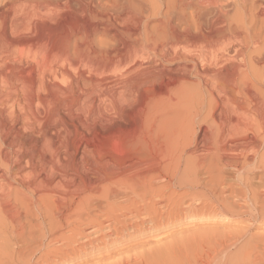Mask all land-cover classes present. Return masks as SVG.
Wrapping results in <instances>:
<instances>
[{"label":"bare ground","instance_id":"1","mask_svg":"<svg viewBox=\"0 0 264 264\" xmlns=\"http://www.w3.org/2000/svg\"><path fill=\"white\" fill-rule=\"evenodd\" d=\"M101 26L106 30L111 27L115 31L121 29L120 32L122 30L129 32L130 37L125 35L127 33L124 31V35L130 39V41L126 39L128 50L122 49L121 45L118 46L119 50H126V53L123 52L126 54V56L123 55V59L118 56V53L116 56L120 60L118 61V58L115 57L116 61L113 62V56L116 54L115 49L112 50V52L115 51L111 57L112 61L106 59L108 62H102L101 65L96 61V65L93 63L92 67H88L90 70L93 68L96 73L98 71L105 73L113 68L116 72V69L120 68L126 59L131 58L132 61V58L135 57L149 58H146L148 62L142 68L152 70H148L149 74L142 69L141 71L146 73L145 76L151 74L150 78L148 76L145 80H142V77L137 79V73L134 79L135 73L130 71L133 74L128 73L133 76L130 79L127 77L129 80L122 76L121 80L120 70L117 71L118 73L116 72L117 74L113 70L115 75H118L117 78L120 79L116 78V81H119L114 84V87L118 88L112 89V92L110 90V96L106 95L113 108L112 112H118L115 114L116 116L119 115L123 107L125 108V102L128 103L126 108H129L139 99L136 104L139 105L140 102H143V107L140 110L143 114L142 120H138L140 124L135 125L137 130L132 129L135 128L133 126L136 122L132 125L130 132L136 130L135 133L133 132L134 135L127 136L128 139L125 137V140H122L121 136L122 143L118 141V144L116 139L111 140V137L115 138V135H119L117 133L121 131L118 130L115 132L116 134H112L113 136L108 135L110 143L107 135L103 137V139L107 138V146L102 147L103 144L99 146L94 143L99 146H97L99 150L96 151H99L98 158L95 159L94 149L87 142L88 136L86 138L83 136L86 142L81 145H78L81 141L79 143L77 141V146H72L73 150L67 146L69 145L67 139L69 135L71 136L72 130L65 129L62 133L61 137H67L65 140L60 139L58 134H56L57 137L54 136L55 130L51 132V135H48L45 133V126L42 129L44 133L40 130L41 124L44 123V121L41 122L43 119L39 123L40 127H36L40 128L39 130L43 134L37 136L38 138L32 137L34 143H30L29 139L32 140V138L27 139V137L32 135L28 134L27 136L20 130L25 121L31 120L27 116L29 114L26 110L28 106L23 105V110L27 111V114L24 111L27 120L24 119L22 125L21 120L19 122L21 127L19 126L18 129L14 128L7 119L13 112L12 107V112L10 110L7 117V114H0V264H84L94 256L99 247L110 245L117 238H123L126 236L128 228L141 226L140 215L144 211L150 210L149 208H155L159 202L163 207L170 208L177 213L182 208V204H191L194 197L197 199V196L206 201L207 207H215L219 212L225 210L228 204L235 206L233 201L228 202V198H240L242 204L239 207L242 212L250 213L252 210L254 211L252 213L256 214L260 208L264 207L262 206L264 194L261 191L264 189V90H262L264 88V0H0V35L3 37L0 41V49H5L8 53L13 51V54L14 51H18L20 56L28 57L32 62L28 66L29 63L27 64L26 60V69L23 68V65L14 67V63L12 68L8 67L7 63L10 62L7 60V63L4 62L7 64V68H0V81L6 82L10 87H13L10 85L13 81H17L22 87L26 86L30 89L29 92L44 90L43 92L46 93L45 90L57 86V82H61V84L63 82L64 86H66L65 83L68 86L63 87V84L59 83V87H53L52 90L59 88L62 98L65 95H67L65 97L74 96L70 99L72 102H79L81 99L78 95H82L84 91L78 95L76 92L80 93L82 86L84 87L81 90L89 88L87 91L90 92L91 88H97L102 83V78L103 81L110 79L112 83L116 82L112 81L113 78L110 76L113 74L111 73L106 75L110 78L105 79L102 77L104 73H101L100 78H102L100 79L97 78L100 73L96 74L95 72L93 76L97 75L96 79L94 80L95 77L90 75L93 78L84 79L82 86L80 83L72 82L73 72L78 71H75L74 68L77 69L78 63H80L77 60L80 59L79 61L84 62L81 58H83L86 48L93 49L90 46L94 40L91 41L95 35L93 32L100 29ZM106 30L104 32L101 30V32L105 33ZM23 31L34 32L39 36L36 39L32 34V38H26L28 36L25 33L26 37L22 38L19 35L20 38L15 39L18 37L16 32L19 34ZM12 32H15L14 39L9 37V35L13 36ZM48 32H52L57 38V40L54 39L56 43L58 41L53 45L54 47L58 46L55 50H47L51 46L48 44L54 43L52 40L54 35L52 36ZM47 33L52 36V41L50 40L48 43ZM44 35H46V39ZM119 38L121 39V37ZM117 44L115 45L117 46ZM107 49L110 50V48ZM93 51L91 52L94 53ZM107 52L105 51V53ZM103 53L102 56H104ZM13 54L11 52L9 56ZM88 54L86 53L85 56ZM94 54L91 59H95ZM102 56L99 55L98 59L100 60ZM109 56L111 55H106L107 58ZM15 57L17 56L15 55ZM2 58L0 57V60ZM21 59L23 61V58ZM91 59L89 58L88 61ZM103 59L105 60V57ZM2 60L1 63L4 61ZM59 61L65 63L66 67L61 64L59 65L61 68H59ZM20 62L18 64H21ZM144 62H142V66ZM174 65L176 66L173 69ZM131 67L133 65L129 67V70ZM127 68L124 72L127 71ZM135 68L139 72L140 67L139 69L134 67V71ZM85 69L84 71H86ZM128 73L123 74L126 77L130 75ZM172 74V77H169L166 82L164 81V88L159 83L160 89L153 87L154 81H161L163 78L166 80L167 77L164 76ZM190 74L195 76L194 82L189 79ZM85 76L86 73L81 77ZM45 78L53 83L48 81L50 84H47ZM38 79L39 81L40 79L46 80V84L39 82ZM97 79H100L98 80L99 85L95 82ZM156 83L155 85H157ZM256 84L262 86L260 87L262 91L258 89L259 87L258 90L255 88ZM108 85H105L106 88H109ZM9 86L5 87L9 88ZM132 86L133 90L129 91L128 88H132ZM103 88L100 87L105 92V87ZM6 89H4L6 96L4 98L11 100V96L16 92L10 95L7 92L9 90ZM127 89L128 93L126 94ZM144 89L147 92L150 91L149 94L139 95L140 91L144 92ZM117 90L119 91L117 92ZM25 93H28V90ZM49 93H42V95H46L48 99L49 95L52 96V92ZM3 94L0 93V100H4L2 99ZM59 94L54 93L53 95L58 97ZM94 95L90 96L85 93L83 100L86 97L87 99L84 101L87 106L91 107L92 104L96 110L99 107L96 105L97 103L95 104L94 98L92 99ZM135 96L142 98H136V101L130 102ZM19 97L21 96L19 95ZM46 97L45 100L42 99L43 102L47 101ZM68 98L58 103L59 106L62 105L61 109H65L67 103L70 105L67 102ZM30 101L28 102L30 103ZM51 101L53 103V100ZM118 102L124 103L120 107ZM29 103L26 105H34L32 102ZM44 103L47 104L48 101ZM136 104L134 106H137ZM3 107L1 106V109ZM7 107L9 106L7 105ZM100 107L102 109V106ZM53 108L57 109L56 106ZM32 109H34L33 106ZM32 109L30 108V111ZM105 109L109 110L110 107ZM80 110L76 109L77 113ZM124 110L120 115L128 111V109ZM140 111L137 112L139 116ZM49 112L46 118L50 117L48 116ZM109 112L111 113V111ZM15 113L17 114V112ZM50 114L52 113L50 112ZM31 115L29 114V116ZM60 115L53 116L54 123L57 122L56 119L60 120L59 122L65 120ZM62 115L64 114L62 113ZM93 115L92 113V120H94ZM110 115L115 116L112 113ZM22 116V119L26 118L24 115ZM16 118L13 116L11 119L14 121L13 119L16 120ZM71 118H73L72 115ZM112 119L115 123L119 121V118ZM45 120L50 121V118ZM88 120V126L91 128L92 120L90 122ZM107 120L106 122L109 121ZM112 121L111 123L114 122ZM80 122H77L79 126L82 125ZM111 123L109 122V125ZM118 123L122 125L124 122H121L120 119ZM31 124L29 121V125ZM28 126L26 124L24 127L28 128ZM92 126L95 127V124ZM116 126L119 127L118 124ZM72 127H76L74 123ZM83 127L80 126V129L86 130V127ZM108 128L112 129L114 125ZM37 129L34 128L38 131ZM80 129L78 131H81ZM121 130L123 131L121 135H123L124 129ZM86 131L88 132V129ZM114 131L112 130V132ZM196 131H200L199 134H196ZM107 132L105 129L104 134H108ZM98 134L94 133L95 136ZM90 135L93 137L91 132ZM126 135L129 134L126 133ZM52 137L61 141L54 142ZM98 137L97 140L100 141ZM78 139L80 140L79 137ZM97 140L93 141L97 142ZM93 141H90L91 145H93ZM101 141L103 142V140ZM72 143L76 145L74 140ZM39 145L41 147L45 145L48 150L52 149L49 150V153H45L47 157L50 153L52 154L49 158H45V156L41 157L40 153L33 161L35 156L29 149L32 150L31 146H33L34 150ZM60 146H64L63 154L59 153L61 150L59 151L58 147L62 148ZM35 154L37 153L35 152ZM36 159L39 166L49 164L47 166L49 170L46 167L36 170L38 165L32 163ZM143 161L147 165L149 163L151 168L143 167L141 164L144 163ZM95 165H98L99 171L97 170L96 174H88L89 168H96ZM183 210L186 209L183 208L181 211Z\"/></svg>","mask_w":264,"mask_h":264},{"label":"rangeland","instance_id":"2","mask_svg":"<svg viewBox=\"0 0 264 264\" xmlns=\"http://www.w3.org/2000/svg\"><path fill=\"white\" fill-rule=\"evenodd\" d=\"M2 6V5H1ZM115 13V12H114ZM113 13V14H114ZM112 14V15H113ZM113 17V16H112ZM120 29V28H119ZM100 30V31H99ZM101 30H102V32H104V30H106L105 28H103L102 29V26H101V28L100 29H98V30H95L93 33L95 34L92 38H91V41H92V39H94L93 41H92V44L90 45L91 46V48H93V49H89L90 47H88V49L86 48V50H85V52L86 51H93L94 53H92V57H91V53L90 52H86L87 54L89 53L90 54V57H89V54H88V56H85V52H84V56H83V58H81L84 62H82V61H79L80 59H78L77 60V62H80V63H78L77 65V69H75L74 68V70L76 71V70H78V71H76L75 73L77 74H75L74 72H73V76H72V82H74V83H77V84H79L80 83V86H82V82L84 81V79L86 80V79H89V78H93V77H95L94 78V80L96 79V76L97 75H94L93 76V74H94V72L96 73V70L94 71V69L93 68H91V70H90V68H88V67H92V65H96V61H98L97 63L98 64H102V62L104 63H106V62H108L107 60L108 59H110L109 61H112L115 57H117L118 58V56L121 58V59H123V57L124 56H126V54H124L123 52H125L126 53V50L124 51H121L122 49H127L128 50V47L126 46L127 45V40L126 39H129V37H130V33L128 34L127 33V31H125V30H122V32H120L121 31V29L119 30V31H115L113 28H108L106 31H105V33H107V32H109V33H107V34H105V33H102L101 32ZM127 33V34H125V32ZM28 31H23L22 33L21 32H19V34H18V32H16V35L18 36V37H15V39H19L20 38V36L22 37V38H24V36L26 37V35L28 36V37H26V38H32L33 37V35L32 34H34V37L36 38L37 36H39L37 33L35 34L34 32L32 33H30V32H28ZM98 32V33H97ZM117 34H116V33ZM14 33V34H13ZM24 34V35H21V34ZM25 33H26V35H25ZM48 33H50V32H48ZM47 33V34H48ZM92 33V34H93ZM100 33V34H99ZM112 34V36H111V34ZM30 34V35H29ZM45 34V33H44ZM46 34V35H47ZM52 36L54 35L52 32L50 33ZM50 34H48L47 35V37H46V35H44V38L46 37V38H48V39H46L47 40V43H48V41L50 42V40L52 39V36H50ZM109 34V35H108ZM120 34V36H118ZM121 34H122V36H121ZM129 35V37H126L125 35ZM12 35L13 36H10L9 35V37L12 39H14V35H15V32H12ZM20 35V36H19ZM117 35V36H116ZM1 36V35H0ZM30 36V37H29ZM92 36V35H91ZM116 36V37H115ZM119 37H121V39L119 38ZM125 37V38H124ZM1 39H3V37L1 36L0 37V41H2ZM37 39V38H36ZM54 39H56L57 40V38H55V35L53 36V41H54V43L52 42H50L48 45L50 46V44H51V46H50V48L51 47H54L53 45L54 44H57L58 43V41H57V43H56V41L54 40ZM51 40V41H52ZM124 40V41H123ZM125 41H126V43H125ZM128 41H130V39L128 40ZM119 42V43H118ZM123 42H124V44H123ZM119 45H118V44ZM120 43H122L124 46H126V47H124L122 44H120ZM115 44H117V46L115 45ZM121 45V46H120ZM116 46V47H115ZM118 46H120L122 49L121 50H119L118 48ZM58 46H55L54 48H47V50L49 49V50H55L56 48H57ZM118 47V48H117ZM107 48H110V50H108ZM116 49V50H115ZM1 51H0V57L4 60H2L3 62L1 63V60H0V68L1 67H3V68H7V64L9 65L8 67H12V65H13V63H14V67H16V66H21L22 67V65H23V68H27V65H25L26 64V60H27V64H28V66L30 65V64H32V62L30 61V59L26 56V55H24V56H26L27 58H25V57H23V56H20L19 54H18V51H14V54L17 56V57H15V55L13 54V51H11L12 52V56H9V55H11V52H7L5 49H0ZM4 50H5V54H7V55H5L4 54ZM112 50H115L114 52L116 53L115 54V56H113V59L111 60V57H112V54L114 53V52H112ZM118 50V51H117ZM100 51V52H99ZM103 51H104V53H103ZM105 51H108L107 53H105ZM110 51H111V53H110ZM120 51V52H119ZM103 53V55L104 56H102V53ZM26 53V52H25ZM97 53H101V54H97ZM119 53V54H118ZM120 53H123V54H121L120 55ZM93 54H94V57H95V59H91V58H93ZM107 54H109V55H111V56H109L108 58L106 57V55ZM118 54V56H116ZM98 55V56H97ZM99 55L100 56H102L103 58L105 57V60L101 57L100 58V60L98 59L99 58ZM124 55V56H123ZM8 57V58H7ZM12 59H11V58ZM86 57H87V59H86ZM91 59V61H88L89 60V58ZM97 57V58H96ZM7 58V59H6ZM16 58H18V59H16ZM21 58H23V61H22V59ZM86 60H85V59ZM120 58H118V61L120 60ZM136 58V57H135ZM135 58H132V61H131V58L130 59H126V61H125V63H123L122 65H121V67L119 68H117L116 69V72L118 71V70H120L119 72H121V73H119V75L121 76H119L120 78H121V80H122V76L124 77V79H126L127 77L130 79L131 78V76H133L132 74H133V72L135 73L134 74V79H135V77L137 76L138 78L137 79H140L141 77L143 78L142 80H145V78L147 79L148 78V76L146 77L145 76V74L146 73H148L149 74V71L148 70H152V69H147V68H145V69H143L142 67H145L146 66V63L148 62V61H146V58L147 57H141V59H140V57H137L136 58V60H134L133 61V59H135ZM143 58V59H142ZM19 59H21L20 61H19ZM102 59V60H101ZM138 59V60H137ZM145 59V60H144ZM147 59H149V58H147ZM9 61L10 63L12 62V64L10 65V63H7L6 61ZM11 60V61H10ZM13 60H14V62H13ZM95 60V61H94ZM104 60V61H103ZM145 61L144 63H143V66H142V62L143 61ZM18 61V62H17ZM94 61V62H93ZM101 63H100V62ZM114 61H116V59H114L113 60V62ZM141 61V62H140ZM4 62H6V63H4ZM21 63V64H18V63ZM60 63L58 64V66L59 65H63V66H65L66 67V64L64 63L63 64V62H61V61H59ZM82 62V63H81ZM89 62V64H87ZM92 62V64H90ZM132 64H131V63ZM136 62V63H135ZM138 62V63H137ZM139 62H140V64H141V66L139 65ZM23 63V64H22ZM94 63V64H93ZM2 64V65H1ZM5 64V65H4ZM83 66H82V65ZM86 64V65H85ZM125 64V65H124ZM129 64V65H128ZM135 64V65H134ZM16 65V66H15ZM88 65V66H87ZM89 65H91V66H89ZM128 65V68L126 67ZM133 65V67H131L130 68V70H129V67L130 66H132ZM4 66H6V67H4ZM62 66V67H63ZM82 66V67H81ZM85 66V67H84ZM176 65H174V66H172V68L173 67H175ZM86 68L85 70L86 71H84V68ZM94 67V66H93ZM123 67V69H121ZM127 68V71H125L126 72V74L128 73V72H130V71H133V72H130V73H132V74H130V73H128V74H130L129 76L127 75L126 77L124 76L125 74H123V73H125L124 72V70ZM134 67H138V69H139V67H140V70H139V72H137L136 71V68H135V71L133 70V68ZM2 68V69H3ZM13 68V67H12ZM59 68H61V66H59ZM68 68V67H67ZM24 69V70H25ZM73 69V68H72ZM80 69H81V72H80ZM82 69H83V71H82ZM87 69H89V70H87ZM137 69V70H138ZM141 69L144 71V72H146L145 74L141 71ZM174 69V68H173ZM73 70V71H74ZM113 70H114V72H115V69H109V73L107 72V71H105V73L103 74L101 71H98L96 74H99V77L97 76V78H100V76L102 75V77H104V79L105 78H110V77H112L113 78V82L114 81H116L117 79H119V78H117L118 77V75H115V73L113 72ZM121 70H123V71H121ZM129 70V71H128ZM91 72V74H90V72ZM93 71V72H92ZM140 71H141V73H140ZM79 72H80V76H79ZM88 72V73H87ZM113 72V73H112ZM123 72V73H122ZM174 72V71H173ZM177 72V71H176ZM84 73V74H83ZM85 73H86V76L85 77H81V76H83V75H85ZM102 73V74H101ZM107 73V74H106ZM113 74V75H111L110 77L109 76H106V75H109V74ZM118 73V72H117ZM116 73V74H117ZM138 73V74H137ZM151 73V72H150ZM178 73H180V71H178ZM137 74V75H136ZM141 76H140V75ZM144 74V76H142ZM173 74H177V73H173ZM173 74L172 75H166V76H164V77H167L166 78V80H165V78H163L161 81L160 80H156L157 81V83H156V81H154V84H153V87L155 86V87H157L158 89H160L161 87L162 88H164V86H165V82L168 80V78L169 77H172L173 76ZM90 75H92V76H90ZM106 77H105V76ZM136 75V76H135ZM191 75V76H190ZM189 75V79L190 80H192L193 82H194V78H195V76L193 75V74H190ZM77 76V77H76ZM114 76V77H113ZM116 76V77H115ZM150 76H151V74H150ZM150 76H149V78H150ZM174 76H176V75H174ZM178 76V75H177ZM77 78V80H76V78ZM101 77V78H102ZM140 77V78H139ZM192 77V78H191ZM49 79H51L50 77H48ZM100 78V79H101ZM111 78V79H112ZM117 78V79H116ZM127 78V80H129ZM175 78V77H174ZM46 80H47V82H46V80H41L40 79V81H39V79H38V81L39 82H44V84H48L49 82L48 81H50L51 82V80H49V79H47V78H45ZM73 79H75V80H73ZM81 79H83V80H81ZM100 79H97L95 82L96 83H98L99 81L98 80H100ZM103 79V78H102ZM101 79V84L103 85H99V83H98V85L101 87V89H104L103 87H105V92H106V90H108V92L110 91V92H112L114 89H116V88H118L117 86H116V88L114 87V84L115 83H117L118 81H116V82H114V83H112L111 82V80L110 79H108V81H107V79H105L106 80V82H108L109 83V85H108V83H106L105 82V80L103 81ZM110 80V81H109ZM142 80H140V81H142ZM76 81V82H75ZM158 81H160V82H162V84H160V82H158ZM165 81V82H164ZM1 82V81H0ZM13 82H14V84L15 85H17V86H19L18 88H16L15 87V85L13 84ZM10 85L11 86H13V87H10L9 86V84H7L6 82H1L0 84H2V85H0V93L1 94H3L2 95V99H4V100H0V102H1V104H0V114H3L4 113V115L5 114H9V112H10V110H11V112H12V108H13V112L11 113V115L10 116H8V114L6 115V117H7V119L10 121V123L13 125V127L14 128H16V129H18L19 128V126H20V123H21V125H22V123H23V121H25L24 119H26L27 120V116H28V118H30L31 120H33V121H31V120H29L30 121V124L31 123H33V124H31L32 125V128H31V125H29V121H28V123H27V121H25L24 123H23V127H21V131H22V133H24V134H26L27 136H28V134L29 135H32L31 137H27V139H29V138H32V137H34L35 136V138H38L39 136H41L40 134H43L44 133V130L46 131L45 133L46 134H50L51 135V132H53L54 130L56 131V129H57V131L56 132H59V133H56L55 131L53 132L55 135L54 136H56V134H58V135H60V139L61 138H63V137H61L62 136V133L65 131V129H70V130H72V133H71V136L69 135V137H68V139H67V144H69V145H67V146H70V148H72L73 150H74V147L75 146H77V143H79L80 141V144H78V145H81V144H83V142H86V136H88L87 137V142L90 144H88L89 146H92L93 147V149H94V157H95V159H97L98 158V152H96L97 150H99L98 148H97V146L98 145H95L94 143H97V144H99V146H102V144L104 145V146H102V147H105V146H107L108 145V142L110 141L109 140V138H110V136H108L109 134H116L115 132H118V131H121L122 133H123V131L121 130V129H124V134L123 135H121L122 133L121 132H119V133H117V134H119L118 136L117 135H115V138H114V134L112 135L113 137H111V140L113 139H116V141L118 142H120L121 140V138H122V140H125V137H131L132 135H134L133 134V132L135 133V131L138 129V128H136L135 127V125L137 126V123H139V121H141L142 119V117H143V114L141 113L142 111H140L141 109H142V103L140 102V104L139 105H137L138 104V102H139V99L138 98H142L141 96H135L134 98H133V100H131L130 102H134V100L136 101V98L138 99L137 100V102H134L132 105H133V107H131L132 105H130V102H129V105H130V107L133 109V110H129V109H131L130 107L129 108H126V106H127V104L128 103H124V102H118L119 103V105H120V107H121V105L124 103V106H125V110H127L128 109V111L127 112H124L125 110L122 108L121 109V111L119 112V115H120V113L122 112V110H124L123 112H124V114L123 115H115V114H118V112H116V113H114V112H112L113 111V108L110 106V103H109V100H108V96H110L111 95V93L109 92H104V90H101L100 89V87L99 86H97V88L95 87V88H91V90H89L90 92H88L87 90L89 89V88H83V90H81V88L82 87H84V86H82V87H80V93H78V92H76L77 93V95L78 94H81V92L82 91H84L83 92V94L82 95H78V96H80V100H79V102L77 101H73L72 102V100H70L71 99V97H74V96H71V97H65V96H67V95H65L63 98L60 96V94L59 93H61V91L60 90H58L59 88H57V90L56 89H54V90H52L53 89V87H52V89L51 88H48L47 90H45V91H47V93H49V94H51V92H52V96H50L49 94V100L47 99V97H46V95H44V94H47L46 92H43L42 90V93H44L43 95H42V93H41V91H39V90H31L32 92H29L30 91V89H28L26 86H21V84L20 83H17V81H13ZM46 82V83H45ZM57 82V81H56ZM55 82V83H56ZM105 82V84H103ZM112 84H111V83ZM136 82H138V81H136ZM51 83H53V82H51ZM61 84V82H57L56 83V85L57 86H55V87H59V85L58 84ZM155 83L157 84V85H155ZM158 83H159V85L161 86H159L158 85ZM50 84V83H49ZM63 84V85H62ZM62 86L63 87H66V86H68L66 83H65V85L66 86H64V83L62 82ZM108 85V87L109 88H111V89H109V88H106L107 86H105V85ZM93 85V84H92ZM97 85V84H96ZM96 85H94V86H96ZM134 85V84H133ZM5 86H9V88H7V87H5ZM49 86V85H48ZM112 86V87H111ZM160 88H159V87ZM54 87V88H55ZM99 87V88H98ZM114 87V88H113ZM154 87V88H155ZM259 87V88H258ZM260 87H262V86H259V84H256V86H255V88L257 89H262V88H260ZM8 89L9 91H7V92H9L10 93V95H12L11 93H13V92H16V94H14L13 96H11V100H6L4 97H6L5 96V90L4 89ZM11 88H12V90H11ZM21 88V89H20ZM26 88H27V90H28V93H25V92H27V90H26ZM146 88V87H145ZM149 88H151V87H149ZM156 88V89H157ZM2 89V90H1ZM6 89V90H7ZM16 91H15V90ZM17 89H18V92H17ZM49 89H51V90H49ZM64 89V88H63ZM87 91H85V90ZM113 89V90H112ZM129 89V91H130V89L131 90H133V86H132V88L131 87H129L128 88ZM128 89H127V92H126V94L128 93ZM148 89V88H147ZM257 89V90H258ZM22 90V91H21ZM23 90H24V92H23ZM56 90V91H55ZM98 90V91H97ZM148 90H150V89H148ZM262 90H264V88L262 89ZM262 90H260V91H262ZM20 91V92H19ZM39 91V92H38ZM49 91V92H48ZM119 90H117V92H118ZM151 91V90H150ZM149 91V92H150ZM35 92H37V93H40V94H35ZM55 94H59V98L57 97V95H53L54 93ZM99 94H98V93ZM101 92V93H100ZM104 92V93H103ZM115 93H117L116 91H114ZM149 92H147L146 91V89H144V92L143 91H140V93H139V95H143V93L144 94H146L147 95V93L149 94ZM18 93V94H17ZM22 93H23V95H22ZM89 94L90 96L91 95H94L93 97H92V99L93 100H95V104L99 107V108H96V110H95V106L93 105L92 106V104H91V107H88L87 106V103L84 101V100H86L87 98L85 97L84 98V100H83V96H84V94ZM102 93H103V96H101L102 95ZM8 94V93H7ZM31 94V96H28V95H30ZM34 94V95H33ZM109 94V95H108ZM19 95L22 97H19ZM26 95V96H25ZM38 95H40V96H37ZM77 95L75 94V97H77ZM106 95H108L107 97H106ZM17 96V97H16ZM56 97V98H53V97ZM34 97V98H33ZM45 97H46V99H47V101H48V103L46 104V103H44V102H47V101H44L43 102V100H45ZM101 97V98H100ZM1 98V97H0ZM18 98H19V100H18ZM44 98V99H43ZM58 98V99H57ZM62 98V100H65L66 98H68L69 100L67 101V102H69L70 103V105L67 103V102H65V103H67L68 105H69V108H68V105L67 104H65V109H61V107H62V105L61 106H59L60 104H58V103H61V101L62 100H59V99H61ZM100 99V102H98L99 101V99ZM103 98V99H102ZM105 98H107V99H105ZM15 99V100H14ZM17 99V100H16ZM21 99V100H20ZM43 99V100H42ZM102 99V100H101ZM105 99V100H104ZM23 100V101H22ZM31 100V101H30ZM37 100V101H36ZM40 100H42V101H40ZM51 100H53V103H52V101ZM54 100H56L55 102H56V104H55V102H54ZM67 100V99H66ZM83 100V101H82ZM96 100H98V101H96ZM140 100H142V99H140ZM28 101H30V103L32 102L34 105H32V104H30ZM36 101V102H35ZM57 101H59V102H57ZM101 101H102V105H101ZM106 101V102H105ZM143 101V100H142ZM3 102H4V104H3ZM5 102H6V104L9 106V107H7V105L5 104ZM12 104H11V103ZM22 102H24L23 104H21ZM40 102V103H39ZM42 102V103H41ZM51 102V103H50ZM88 102H90L91 103V101H88ZM103 102H105V103H103ZM107 102H108V104H109V106L107 107ZM9 103H10V105H9ZM26 103H29L30 105H26ZM74 104V106H73V104ZM84 103V104H83ZM100 103V104H99ZM137 103V104H136ZM18 104H19V106H18ZM50 106H49V105ZM51 104H52V106H51ZM54 104H55V106L57 107V109H55V108H53V107H55L54 106ZM71 104H72V106H71ZM77 104V105H76ZM104 104V105H103ZM106 104V105H105ZM137 105V106H134V105ZM20 105H21V108H19L20 107ZM23 105H25V107L26 106H28V109H26L25 107H24V109H26L28 112H29V114L31 115V114H33V115H31V116H29V114H27V111L26 110H23ZM33 106V108L34 109H32V106ZM36 105H37V107H36ZM46 105V106H45ZM60 107H58V106ZM80 105V106H79ZM102 106V109H101V107L100 106ZM1 106H6L5 108L3 107L2 109H1ZM18 106V107H17ZM31 106V107H30ZM44 106V107H43ZM51 107V108H49L48 109V107ZM70 106H71V108H70ZM104 106V107H103ZM106 106V107H105ZM221 106V105H220ZM12 107V108H11ZM43 107V108H42ZM66 107H67V109H68V111H67V109H66ZM78 107V108H77ZM93 107V108H92ZM109 107H110V109H109ZM221 107H223V106H221ZM8 108H10V109H8ZM16 108H17V110H18V108H19V110L17 111L16 110ZM30 108L32 109V111H30ZM47 108V109H46ZM80 108H82L81 110H80ZM85 108V109H84ZM86 108H88L87 110H86ZM105 108H108L109 110H107V109H105ZM218 108H220L219 106H218ZM3 109H4V111H3ZM21 109V110H20ZM37 109V110H36ZM54 109V110H53ZM76 109H77V111L78 110H80L78 113H77V111H76ZM84 109V110H83ZM90 109V110H89ZM98 109V110H97ZM100 109V110H99ZM103 109H105L104 111H103ZM220 109H222V108H220ZM5 110H7V111H5ZM44 110V111H43ZM47 110V111H46ZM51 110H53V111H51ZM65 110V111H64ZM72 111L73 110V112H70V111ZM83 110V111H82ZM87 112H86V111ZM102 110V111H101ZM136 112H135V111ZM17 112V114L15 113V112ZM22 111H23V114H22ZM24 111L26 112V114H27V116H25L26 114L24 113ZM34 111V112H33ZM48 111H50L52 114H50V112H49V115L48 116H50L49 118H50V121L49 120H45V119H49V118H46L47 117V114H48ZM58 111V112H57ZM76 111V112H75ZM91 111V112H90ZM106 111H107V113H106ZM109 111H111V113L112 114H114L115 116H113V115H110L111 113L109 112ZM139 111H140V116H139ZM19 112H21V113H19ZM31 112V113H30ZM37 112V113H36ZM45 112H47V113H45ZM55 112V114H53ZM65 112V113H64ZM67 112V113H66ZM75 112V113H74ZM80 112H81V114H80ZM96 113V115H95V113ZM98 112H99V114H98ZM102 112V113H101ZM109 112V113H108ZM138 112V113H137ZM15 115H14V114ZM20 115H19V114ZM41 113V114H40ZM62 113L64 114V115H62ZM68 113H71V114H69L68 115ZM74 113V114H73ZM84 113V114H83ZM86 113V114H85ZM92 113L94 114L93 116H94V120H92L91 118H93L92 117ZM105 113H106V115H105ZM130 115H129V114ZM13 114V115H12ZM38 115V116H36V115ZM43 114V115H42ZM56 114H61L60 116H62L63 117V119H65V120H61V122H62V124H60L61 122H59L60 120H58V119H56L57 120V122H55L54 123V119H53V116L54 115H56ZM108 114V115H107ZM122 114V113H121ZM137 114H138V116H139V118L137 119ZM18 115V116H17ZM22 115H24L26 118H23L22 119ZM36 117H35V116ZM71 115H72V117L73 118H71ZM74 115V116H73ZM87 115H88V117H87ZM105 115V116H104ZM142 115V116H141ZM13 116L16 118V116H17V118H16V120L15 119H13L14 121H12V119L11 118H13ZM42 116V117H41ZM52 116V117H51ZM77 116V117H76ZM89 116H90V118H89ZM110 116V117H109ZM111 116H113V117H111ZM124 116V117H123ZM126 116V117H125ZM128 116H129V118H128ZM19 117H21V119H18ZM32 117V118H31ZM85 117H87V118H85ZM108 118V120H107V118ZM119 118V121H117L116 123H115V121H114V119H112V118ZM52 118V119H51ZM75 118V119H74ZM77 118V119H76ZM80 118V119H79ZM88 120V119H91L92 120V122H90L91 120H88V122H90L91 123V128H89V124L87 123V120H86V122H85V120ZM108 121V122H106V120ZM40 119V120H39ZM43 119V120H42ZM70 119H72L70 122L68 121V120H70ZM83 119V121H81ZM120 119H121V122H124V123H122V125H121V123H118V122H120ZM128 120V122H127V120ZM137 119V120H136ZM141 119V120H140ZM18 120V121H17ZM22 120V122H20ZM42 120V121H41ZM53 120V121H52ZM76 122H75V121ZM81 122H80V121ZM114 122H113V121ZM118 120V119H117ZM139 120V121H138ZM43 122L44 121V123H45V125H43L44 123H42L41 124V129L39 128L40 127V124L39 123H41V122ZM52 124H50L49 122ZM111 121L113 122V123H111ZM20 122V123H19ZM66 122V123H65ZM77 122H80L82 125L83 124H87V125H80L81 127H83V128H85L86 130L88 129V132L86 131V130H84L83 128V130H81L80 129V126H79V124H77ZM93 122H94V124H95V127L94 126H92V125H94L93 124ZM109 122L111 123V124H113L114 125V128L116 127V128H118V129H114V128H108L109 126H113V125H109ZM125 122H126V127L124 126V124H125ZM136 122V123H135ZM49 123V124H48ZM54 123V124H53ZM65 123V124H64ZM72 125H71V124ZM73 123L75 124V126L77 127V129H75L76 127H72L73 126ZM106 123H108V124H106ZM117 125H119V127L118 126H116L115 124ZM135 123V124H134ZM11 124H9L8 123V125H11ZM17 124V125H16ZM26 124H27V126H28V128L27 127H24V126H26ZM35 124V125H34ZM55 124H57L56 126H55ZM69 124V125H68ZM77 124V125H76ZM105 125V127H104V125ZM134 124V126L133 127H135V128H132V125ZM140 124V123H139ZM12 125L10 126L11 128H13L12 127ZM43 125V126H42ZM46 125H47V127H46ZM54 125V126H53ZM65 127H64V126ZM108 125V127L106 128V126ZM121 125V126H120ZM33 126H35V127H33ZM37 126H39L38 128L40 129V130H42L43 129V127L45 128L44 130H42V132L43 133H41V131L39 130V129H37L36 127ZM122 126H124V127H122ZM139 126V125H138ZM48 127H50V128H48ZM64 127V128H63ZM121 127V129H119ZM13 128V129H14ZM22 128H25L24 130L22 129ZM27 128V129H26ZM30 128V129H29ZM34 128L35 129H37L38 131H36V130H34ZM53 128H55V129H53ZM75 129V131H73V129ZM94 128V129H93ZM103 128V129H102ZM106 129V132L107 131H109V132H107L108 134H104V132H105V129ZM136 129V130H133L132 131V133L130 132L132 129ZM47 129V130H46ZM49 129V130H48ZM59 129H63L62 131L60 130L59 131ZM81 130V131H78V130ZM91 130V131H90ZM112 130L114 131V132H112ZM118 130V131H117ZM125 130H126V133L127 134H129V135H126V133H125ZM78 131V132H77ZM93 131V132H92ZM100 131V132H99ZM127 131H129V132H127ZM48 132V133H47ZM74 132V133H73ZM83 132H84V134H83ZM90 132H91V134L93 135V137L90 135ZM100 134H98V133ZM101 132H103V133H101ZM110 132H112V133H110ZM198 132V133H197ZM199 132L200 131H196V134H199ZM34 133H36V134H34ZM39 133V134H38ZM61 133V134H60ZM76 133V134H75ZM81 133V134H80ZM94 133H96V134H98V135H94ZM75 135V136H74ZM81 135H82V137H81ZM90 135V136H89ZM102 135V136H101ZM105 135H107V137H108V142H107V138L105 137V139H103V137L105 136ZM38 136V137H37ZM85 138H84V137ZM98 136H100V137H98ZM119 137L118 139H117V137ZM122 136V137H121ZM57 137V136H56ZM56 137H52L55 141L54 142H57V141H59L60 139H58V138H56ZM74 137V138H73ZM77 137V138H76ZM78 137L80 138V140L78 139ZM94 137H96V138H94ZM97 137L98 138H100V141L99 140H97ZM128 137H127V139H128ZM58 139V140H56V139ZM67 137H65V138H63L64 140L66 139ZM72 138V139H71ZM102 138V139H101ZM71 139V141H69ZM77 139V140H76ZM82 139V140H81ZM85 139V140H84ZM95 139V141L97 140V142H95V141H93V140ZM73 140H74V144H76V145H73ZM93 141V145H91L92 144V142L90 143V141ZM101 140H103V142H107V143H103ZM105 140V141H104ZM29 141H30V143H34L33 141H34V139L32 138V140L31 139H29ZM61 141V140H60ZM68 141H69V143H68ZM78 141V142H77ZM63 143H64V141H62ZM62 142H60V144L62 143ZM77 142V143H76ZM98 142H101V143H98ZM111 142V141H110ZM109 142V143H110ZM119 142H118V144H119ZM124 142V141H123ZM62 143V144H63ZM65 143H66V141H65ZM121 143H122V141H121ZM120 143V144H121ZM126 143V142H125ZM71 144V145H70ZM107 144V145H106ZM124 144V143H123ZM32 145V144H31ZM34 146V145H33ZM33 146H31L32 147V150H31V148L29 149V151L30 152H32L33 154H34V158H33V161L35 160V158H36V155H40V153H41V157H43V156H45V158L47 157V155L45 154V153H49L50 151V149L48 150V148H45V145H43L42 147L39 145L37 148H38V150H36V149H34L33 150ZM72 146H74V147H72ZM98 146V147H99ZM30 147V146H29ZM28 147V148H29ZM47 147V146H46ZM60 147H62V146H60ZM64 147V146H63ZM62 147V148H63ZM35 148V147H34ZM59 148L58 147V150L60 151L59 153L60 154H63V152L65 151V149L63 148ZM101 148V147H100ZM36 150V151H35ZM52 150V149H51ZM64 150V151H63ZM38 151V152H37ZM45 151V152H44ZM35 152L37 153V154H35ZM62 152V153H61ZM39 153V154H38ZM97 153V154H96ZM50 154H52V153H50ZM50 154L48 155V157L47 158H49L50 157ZM38 160L36 159V161L35 162H32L33 164L35 163L36 164V170L37 169H39L40 167H43L44 169H45V167L47 168V166L49 165H44V166H39V163L37 162ZM144 162V161H143ZM146 162H144V163H141V164H143V167L145 166L146 168H151V166H150V164L148 163V165H147V163L145 164ZM34 164V165H35ZM96 166V168H89L90 170L88 171V174L90 173H94V174H96L95 172H97V166L98 165H95ZM147 166H149V167H147ZM141 167H142V165H141ZM142 167V168H143ZM48 169V168H47ZM46 169V170H47ZM91 169H93V170H91ZM145 169V168H144ZM144 169H142V170H144ZM45 170V171H46ZM49 170V169H48ZM47 170V171H48ZM96 170V171H95ZM147 170V169H146ZM99 171V170H98ZM47 174H48V172H47ZM31 176V175H30ZM229 179H231V178H229ZM30 180V179H29ZM229 183H231V181L229 180ZM59 190L60 189H62V188H58ZM262 192H263V194H264V189H262L261 190ZM62 193V192H61ZM196 197H194V199H193V201L191 202V204H189V203H186V204H182L181 205V209H180V211L177 213V212H174V210H170V208H166V207H163L162 205H161V202H159L158 204H156V207L155 208H149L150 210H146V211H144V213H142L141 215H140V220H141V226H138V227H135V228H128V231H126V236H124L123 238H117V240L114 242V243H112V244H110V245H106V246H103V247H99L98 248V250H96V252H95V254H94V256L93 257H90L84 264H264V207L263 208H260V211L259 212H256V214L255 213H252V212H254V211H252L251 210V212L250 213H246V212H248V211H246V212H242L241 210L242 209H240V205L242 204L241 202H242V200L240 199V198H234V199H232V198H228L227 200H228V202H234L235 203V206H229V204L227 205V207L229 206V208H225V210L223 211V210H220L221 212H219L218 211V209H216L215 207H207L206 205H205V203H206V201L205 200H203V198L201 197L200 198V196H199V198H198V196H197V199L198 200H200V201H198L197 199H195ZM195 200H197V201H195ZM156 203V202H155ZM187 204H189V205H187ZM205 205V206H204ZM262 206H264V202L262 203ZM186 209L185 211L183 210V211H181L182 209ZM169 211H171L170 213H168L167 214V212H169ZM223 211V212H222ZM227 211V213H225L224 214V212H226ZM252 213V214H251ZM258 213V214H257ZM251 214V215H250ZM161 215H163V216H161ZM257 216V218L255 219V217ZM67 264H70V263H67Z\"/></svg>","mask_w":264,"mask_h":264}]
</instances>
